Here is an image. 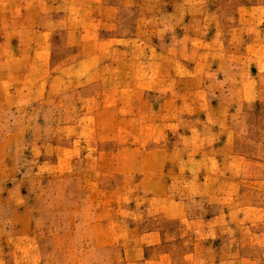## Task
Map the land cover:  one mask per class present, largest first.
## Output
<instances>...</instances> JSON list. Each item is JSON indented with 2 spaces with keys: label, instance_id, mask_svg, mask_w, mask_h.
<instances>
[{
  "label": "rangeland",
  "instance_id": "1",
  "mask_svg": "<svg viewBox=\"0 0 264 264\" xmlns=\"http://www.w3.org/2000/svg\"><path fill=\"white\" fill-rule=\"evenodd\" d=\"M0 264H264V0H0Z\"/></svg>",
  "mask_w": 264,
  "mask_h": 264
},
{
  "label": "crops",
  "instance_id": "2",
  "mask_svg": "<svg viewBox=\"0 0 264 264\" xmlns=\"http://www.w3.org/2000/svg\"><path fill=\"white\" fill-rule=\"evenodd\" d=\"M160 166L162 167V169H164L165 162L162 161ZM161 172H162V170H161ZM143 235H144V237H150V239L152 241L151 244H154L155 240L159 239L160 233L157 230L156 231L149 230V231L143 233Z\"/></svg>",
  "mask_w": 264,
  "mask_h": 264
}]
</instances>
